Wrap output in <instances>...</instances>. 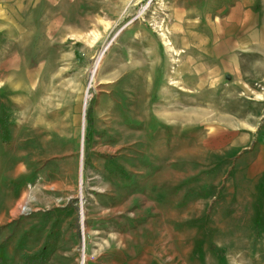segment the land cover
<instances>
[{
  "label": "rangeland",
  "instance_id": "obj_1",
  "mask_svg": "<svg viewBox=\"0 0 264 264\" xmlns=\"http://www.w3.org/2000/svg\"><path fill=\"white\" fill-rule=\"evenodd\" d=\"M263 28L264 0H0V264H264Z\"/></svg>",
  "mask_w": 264,
  "mask_h": 264
},
{
  "label": "crops",
  "instance_id": "obj_2",
  "mask_svg": "<svg viewBox=\"0 0 264 264\" xmlns=\"http://www.w3.org/2000/svg\"><path fill=\"white\" fill-rule=\"evenodd\" d=\"M262 32H264V28H263V30H261ZM260 32V30L259 29H256V28H253V30L251 31V35H252V37H253V39H258V38H260V35H259V37H258V35H257V33H259ZM264 90V89H263ZM263 96V95H262ZM257 136V135H256ZM18 169H19V167H18ZM17 169V172H19V170ZM4 179V178H3ZM16 180H18V179H20V177L18 176V178H15ZM11 182L9 181L8 182V184H10ZM8 184H7V186H8ZM24 184V183H23ZM23 184H21L20 183V185H19V190H18V192H17V195H15L14 197H12V198H10L9 197V192H8V189L9 188H7V189H5L4 190V192H2V190H1V192H0V194H6L7 196H8V198H10V199H13V198H17L18 199V202L20 201V199H21V197H22V195L24 194V193H21V190H22V187L24 186ZM3 188H6V187H3ZM0 201L1 202H4V200L2 199V198H0ZM254 207V206H253ZM253 207H251V208H253ZM254 212V211H253ZM3 213V212H2ZM2 213H0V221H1V219H2V216L1 215H3Z\"/></svg>",
  "mask_w": 264,
  "mask_h": 264
},
{
  "label": "bare ground",
  "instance_id": "obj_3",
  "mask_svg": "<svg viewBox=\"0 0 264 264\" xmlns=\"http://www.w3.org/2000/svg\"><path fill=\"white\" fill-rule=\"evenodd\" d=\"M22 205V204H21ZM21 208H22V206H21Z\"/></svg>",
  "mask_w": 264,
  "mask_h": 264
}]
</instances>
